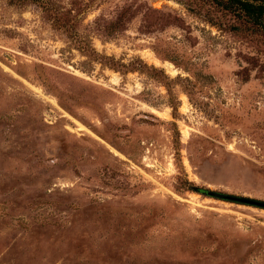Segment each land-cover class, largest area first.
<instances>
[{
  "label": "rangeland",
  "instance_id": "obj_1",
  "mask_svg": "<svg viewBox=\"0 0 264 264\" xmlns=\"http://www.w3.org/2000/svg\"><path fill=\"white\" fill-rule=\"evenodd\" d=\"M234 26L0 0V264H264V208L187 189L264 201V37Z\"/></svg>",
  "mask_w": 264,
  "mask_h": 264
},
{
  "label": "trees",
  "instance_id": "obj_2",
  "mask_svg": "<svg viewBox=\"0 0 264 264\" xmlns=\"http://www.w3.org/2000/svg\"><path fill=\"white\" fill-rule=\"evenodd\" d=\"M200 5L209 6L212 9L234 18L240 23L239 26L232 27L233 31H248L264 37V0H198ZM209 22L214 23L212 20ZM188 190L197 191L200 194L211 196L216 199L239 203L230 197H239L222 192L210 191L188 183ZM243 204V203H241Z\"/></svg>",
  "mask_w": 264,
  "mask_h": 264
},
{
  "label": "water",
  "instance_id": "obj_3",
  "mask_svg": "<svg viewBox=\"0 0 264 264\" xmlns=\"http://www.w3.org/2000/svg\"><path fill=\"white\" fill-rule=\"evenodd\" d=\"M230 199L237 201L239 203H243V204H248V205H253V206H257L260 208H264V201H259V200H255V199H250V198H246V197H230Z\"/></svg>",
  "mask_w": 264,
  "mask_h": 264
}]
</instances>
